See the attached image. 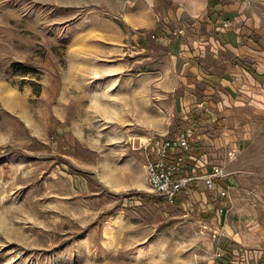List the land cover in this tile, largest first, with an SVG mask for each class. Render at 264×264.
<instances>
[{
    "label": "rangeland",
    "instance_id": "obj_1",
    "mask_svg": "<svg viewBox=\"0 0 264 264\" xmlns=\"http://www.w3.org/2000/svg\"><path fill=\"white\" fill-rule=\"evenodd\" d=\"M135 1L0 0V264H264V107L178 85V37L140 36L176 27H129ZM150 133H185L227 196L152 195Z\"/></svg>",
    "mask_w": 264,
    "mask_h": 264
},
{
    "label": "crops",
    "instance_id": "obj_2",
    "mask_svg": "<svg viewBox=\"0 0 264 264\" xmlns=\"http://www.w3.org/2000/svg\"><path fill=\"white\" fill-rule=\"evenodd\" d=\"M152 5L162 12L161 29L173 24L180 30L174 43L178 85L192 89L202 84L218 93L209 97L217 104L234 97L235 108L264 107V0H137L128 9L126 24L159 27ZM179 99L193 102L191 93Z\"/></svg>",
    "mask_w": 264,
    "mask_h": 264
},
{
    "label": "built area",
    "instance_id": "obj_3",
    "mask_svg": "<svg viewBox=\"0 0 264 264\" xmlns=\"http://www.w3.org/2000/svg\"><path fill=\"white\" fill-rule=\"evenodd\" d=\"M179 34L180 30H174L169 35L140 36L142 39L170 43V35L176 37ZM140 145L146 180L152 195L165 202L174 203L181 194L187 195L202 185L210 191L217 189L220 198L227 196L228 186L222 182L224 179L222 167L220 165L199 166L198 161H195L190 154L194 148L190 145L185 133L174 134L171 137L150 133L142 138ZM218 257L221 256L218 255Z\"/></svg>",
    "mask_w": 264,
    "mask_h": 264
},
{
    "label": "trees",
    "instance_id": "obj_4",
    "mask_svg": "<svg viewBox=\"0 0 264 264\" xmlns=\"http://www.w3.org/2000/svg\"><path fill=\"white\" fill-rule=\"evenodd\" d=\"M11 68L14 70L15 73L26 76L28 74H33L35 72L34 68L28 65H25L21 62H14L11 64ZM174 135V134H173ZM173 135H169L170 137ZM190 165H192L191 163H189ZM158 198V197H157ZM161 199V198H159ZM162 200V199H161ZM231 257V254H228ZM222 260H221V259ZM220 262L219 264H223L226 263L228 261V258H225L224 256L219 257L218 259Z\"/></svg>",
    "mask_w": 264,
    "mask_h": 264
}]
</instances>
